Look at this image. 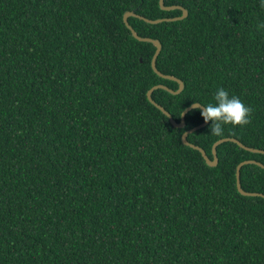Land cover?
I'll list each match as a JSON object with an SVG mask.
<instances>
[{
    "label": "trees",
    "instance_id": "obj_1",
    "mask_svg": "<svg viewBox=\"0 0 264 264\" xmlns=\"http://www.w3.org/2000/svg\"><path fill=\"white\" fill-rule=\"evenodd\" d=\"M183 20L128 17L158 41L156 70L181 81L152 101L176 123L223 87L250 123L188 135L212 159L233 138L264 151L261 0H162ZM132 12L173 19L158 0H0V264H264V198L242 195L236 166L264 154L232 142L217 165L182 144L184 128L145 97L176 91L150 68L151 43L122 23ZM264 194V168L240 167Z\"/></svg>",
    "mask_w": 264,
    "mask_h": 264
},
{
    "label": "water",
    "instance_id": "obj_2",
    "mask_svg": "<svg viewBox=\"0 0 264 264\" xmlns=\"http://www.w3.org/2000/svg\"><path fill=\"white\" fill-rule=\"evenodd\" d=\"M158 6L161 10L163 11H171V10H179L181 13L178 17L176 18H173V19H157V20H148V19H145L141 16H138L132 12H125L123 15H122V23L123 25L125 26V28L129 31L131 37L133 39H135L136 41L138 42H146V43H151V45L154 47V53L151 57V60H150V68L152 70L153 73H155L158 77L162 78V79H166V80H171V81H174L176 84H177V89L176 91H171L169 90L168 88H166L165 86H162V85H156V86H153L151 87L145 94V97H146V100L151 104L153 105L156 109H158L165 117L168 118V122L169 124L173 127V128H176V129H182L184 128L185 124H184V119H185V116L186 114L193 110V105L196 104H192L190 105L189 107H187L186 109H183L182 112L180 113V116H179V121L176 123L174 120L171 119V117L168 115V113H166L159 105L155 104L152 99H151V92L155 89H161L163 91H166L167 93L171 94V95H176L178 94L181 90H182V83L181 81H179L178 79H175L174 77H171V76H166V75H162L160 74L156 68H155V59L160 51V44L158 43V41L156 40H152V39H148V38H141V37H138L136 35V33L131 29V27L127 24V18L128 17H135V18H138L140 20H142L143 22L145 23H148V24H157V23H160L162 21H176V20H183L187 13L186 11L179 7V6H164L163 5V1L162 0H158ZM208 124L205 123V121L184 132L181 136V142L183 145L187 146V147H190L191 149H194L196 151H198L201 156L203 157V159L205 160L206 164L209 165V166H216L217 165V162H218V159H217V154H216V148L224 143V142H232V143H235L237 144L239 147H241L242 149L244 150H247V151H250L252 153H259V154H264V151L262 150H257V149H253V148H249V147H246L244 145H242L239 141H237L236 139H233V138H223V139H220L218 141H216L213 146H212V156L213 158L210 159L206 153L204 152V150H202L200 147L198 146H195L193 144H190L188 141H187V137L189 134L191 133H194L202 128H204L206 125ZM247 163H252V164H256L262 168H264V164L257 161V160H243L241 161L240 163H238V165L236 166V188L237 190L242 194V195H246V196H261L264 198V194L263 193H259V192H248V191H245L242 187H241V184H240V167L243 165V164H247Z\"/></svg>",
    "mask_w": 264,
    "mask_h": 264
},
{
    "label": "clouds",
    "instance_id": "obj_3",
    "mask_svg": "<svg viewBox=\"0 0 264 264\" xmlns=\"http://www.w3.org/2000/svg\"><path fill=\"white\" fill-rule=\"evenodd\" d=\"M260 6L264 8V0H261ZM259 28H264V23L258 25ZM214 103L194 104V109L200 110L205 123L211 121L210 132L215 136L224 135V126H244L249 124L252 108L245 105L239 97L229 96L228 91L223 87L217 89L214 94Z\"/></svg>",
    "mask_w": 264,
    "mask_h": 264
}]
</instances>
